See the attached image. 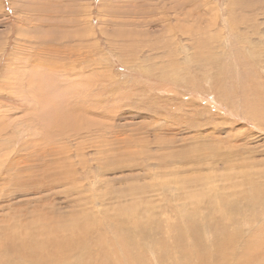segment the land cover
<instances>
[{
    "label": "rangeland",
    "instance_id": "1",
    "mask_svg": "<svg viewBox=\"0 0 264 264\" xmlns=\"http://www.w3.org/2000/svg\"><path fill=\"white\" fill-rule=\"evenodd\" d=\"M255 190L259 204L248 206ZM182 202L197 224L227 216L207 232L238 229L258 248L248 264H264V0H0V229L27 233L35 216L45 226L50 217L67 246L35 234L53 251L61 242V256L48 252L108 264L120 248L108 214ZM145 233L129 247L156 264L151 247L169 235L162 224ZM214 238L194 249L186 238L192 257L212 252Z\"/></svg>",
    "mask_w": 264,
    "mask_h": 264
},
{
    "label": "bare ground",
    "instance_id": "2",
    "mask_svg": "<svg viewBox=\"0 0 264 264\" xmlns=\"http://www.w3.org/2000/svg\"><path fill=\"white\" fill-rule=\"evenodd\" d=\"M32 81V80H30ZM241 85V84H240ZM251 88V87H250ZM35 92V91H34ZM38 94V93H37ZM198 95V94H197ZM34 96V95H32ZM40 97V96H39ZM52 103V102H51ZM249 103V102H248ZM253 103V102H252ZM255 103V102H254ZM250 110V109H248ZM255 110V109H254ZM252 111V110H251ZM250 112V111H249ZM248 112V114H250ZM56 118L54 120V127H60L61 125H64L65 123V117H64V113L60 114V117L58 118L57 115H55ZM254 122V121H253ZM62 128V126H61ZM58 129V128H57ZM173 141V140H172ZM173 143V142H172ZM170 147V146H169ZM162 149V148H161ZM156 150V149H155ZM151 151V150H150ZM168 154V153H167ZM145 157V156H144ZM163 157V156H162ZM153 158V157H152ZM32 159V158H31ZM154 159V158H153ZM150 160V159H149ZM148 160V161H149ZM165 160V159H164ZM170 160V159H169ZM173 160V159H172ZM171 160V162H172ZM180 162V160H179ZM147 163V162H146ZM165 163V162H164ZM192 163V162H191ZM186 164V163H185ZM187 165V164H186ZM153 166V165H152ZM162 166V165H161ZM172 166V165H171ZM53 175V174H52ZM52 177V176H51ZM132 177V176H131ZM130 177V178H131ZM138 177V176H137ZM139 178V177H138ZM36 179V178H35ZM132 180V179H131ZM127 181V180H126ZM34 182V181H33ZM124 182V181H123ZM25 184V183H24ZM148 184V183H147ZM26 185V184H25ZM52 185V184H51ZM62 185V184H61ZM138 185V184H137ZM167 185V184H166ZM186 185V184H184ZM203 185V184H202ZM19 186V185H18ZM17 186V187H18ZM29 186V185H28ZM39 186V185H38ZM58 186V185H57ZM213 186V185H212ZM33 186H31L32 188ZM16 188V186H15ZM27 188V187H26ZM24 188V189H26ZM49 193H54L53 191V186L52 188L49 187ZM257 188V187H256ZM56 189V188H55ZM123 189V188H122ZM192 191V190H191ZM36 194H38V190L36 191ZM58 194V193H57ZM51 196V195H50ZM49 196V197H50ZM151 196V195H150ZM154 196V195H153ZM248 198V206L249 204H251L253 201L254 202H258L259 204V194L258 191L255 190L254 194H247ZM69 197V196H68ZM123 197V196H122ZM42 198V197H41ZM44 198V197H43ZM57 198V197H56ZM66 198V197H65ZM64 198V199H65ZM150 198V197H149ZM263 198V196H262ZM48 199V197L45 198V200ZM69 199V198H68ZM167 199V198H166ZM165 199V200H166ZM257 199V200H255ZM112 199H110L111 201ZM121 200V199H120ZM153 200V199H152ZM150 201L151 203L154 204L153 201ZM177 200V198H176ZM261 200V199H260ZM263 200V199H262ZM40 201V200H39ZM75 201V200H73ZM104 201V200H103ZM102 201V202H103ZM184 201V200H183ZM42 202V201H41ZM69 201H67L66 203H68ZM96 202V201H95ZM101 202V201H100ZM109 202V199L108 201ZM107 202H105V204H107ZM185 202V201H184ZM182 202V204L177 205L178 209L174 208L172 206H169L166 208V206H164L160 211H156L157 208H153V210L155 212H152V210L150 208H148L147 206L144 208H140L138 205L135 206H131L129 205L130 208H121V209H117L116 210V215H112V214H108V227L111 228V226L113 227V231H114V238L112 239L113 243H120V248L119 249H114L113 253L107 255V259L105 261H103L104 263H108L110 264L111 262L109 260H111V258H117L116 260L118 261V264H145L143 261H141L142 257H145V249L140 247L138 248V251H134L131 249V246L129 247V244L131 243V240H133L132 238V234L134 236L135 233H137L136 237L139 238V240L141 241L143 239V237L141 235H139V232H146V236L150 237L151 236V232L152 231H156L159 227V224L163 225V228L166 229V233L169 235V241H167V243L161 244V242H156L157 245L152 246L151 247V256L153 258L156 259V264H195L196 259L198 260L199 264H248L250 261L254 260L257 250L256 246L251 243L253 242H247V244L244 246V243L246 240H243L244 236H241L240 233H238V229L236 230V233H232L229 232V230H223L224 232L222 234H219L218 236L215 235L214 237L212 236V234L210 232H207V230H209L210 228L212 229H216V226H222V225H226V219L227 216L224 217V219H220V220H215L212 221V219L208 218L206 219L205 223H200L197 224L196 221L194 220L193 222L190 221V218H188V214L191 213H186L183 212L184 208H185V203ZM253 202V203H254ZM263 202V201H262ZM70 203V202H69ZM116 203V202H115ZM114 205H117L115 204ZM131 203V202H130ZM134 203V202H132ZM102 204V203H101ZM104 204V202H103ZM102 204V205H103ZM113 204V203H112ZM149 204V202H148ZM208 204L212 206V204L215 205V202L213 200H209ZM263 204V203H262ZM39 205V204H38ZM74 205V204H73ZM90 205V204H89ZM88 205V206H89ZM111 205V204H110ZM113 205V206H114ZM261 205V204H260ZM259 205V206H260ZM87 206V207H88ZM93 206V205H92ZM112 206V207H113ZM41 207V206H40ZM45 207V206H44ZM86 207V206H84ZM112 207L110 208V211L112 209ZM115 207V206H114ZM218 207V208H217ZM214 206V209H216V211H214L215 213H221L220 210L221 206ZM258 207V206H257ZM39 208V207H38ZM76 208V206H75ZM199 206L198 205H194L193 207V213L196 215L197 212H199ZM259 208V207H258ZM55 209L56 205H55ZM54 209V210H55ZM72 209V208H71ZM87 209V208H85ZM83 209V210H85ZM114 209V208H113ZM41 210H44L43 208ZM75 212L76 209H74ZM81 209H79L80 211ZM173 210V211H171ZM82 211V210H81ZM171 211V213L169 214V212ZM195 211V212H194ZM248 211V210H247ZM73 211L70 212V214H72L71 216H73L74 214L72 213ZM74 212V213H75ZM133 212L137 213V212H142L144 214V217H142V219H137L134 218L133 216ZM167 212V213H166ZM30 213V212H29ZM89 213V212H88ZM106 213V212H105ZM149 214V215H146ZM185 213V214H184ZM249 213V212H248ZM254 213V212H253ZM41 214V213H40ZM76 214V213H75ZM78 214V213H77ZM93 214V213H92ZM107 214V213H106ZM247 215V212L245 213ZM256 214V213H255ZM39 215V214H38ZM45 215V214H44ZM47 215V214H46ZM64 215V213H63ZM68 215V214H67ZM103 215V214H102ZM136 215V214H135ZM176 216L177 220H181V219H186L187 222V226L186 223L184 222H179V224H177V222H170V217L171 216ZM179 215V216H178ZM249 215V214H248ZM40 216V215H39ZM76 216V215H75ZM86 216V215H85ZM89 216V215H88ZM36 217V216H35ZM32 221L31 224H29L27 233H25V231L21 232V231H16V228H20V226H18L15 222V224H10L9 222H6L5 226H2V228L0 229V232L6 233L5 237L2 238H8L10 240V243L8 244V246H6V248L4 249L6 252L8 251H12V255L13 257L11 259H9L8 261H6L5 259H2L0 256V259L4 260L7 264H65L63 262V260L61 259H57L55 254L59 255V253H56L57 251H59V249H61V242L58 244L60 245V248L58 249V244H56V242L54 244H56L57 247V251H53L52 249H56V247H51L52 244H50V247L46 244H48V242L46 244H44V242H41V240H37L35 238V234L36 235H42L43 233L48 236L49 241L53 238H55L56 240H63L66 242V237L65 235H62L63 233H56L55 230V226L53 224V221L51 222V220L49 218L45 219V221L47 220L49 226H45V225H39L40 223L36 224L38 222V220ZM41 217V216H40ZM78 218V216H76ZM84 217V215H83ZM82 217V218H83ZM105 217V216H104ZM105 217V218H107ZM222 217V215L220 216ZM73 218V217H72ZM79 218H81V216H79ZM99 218V217H98ZM104 218V219H105ZM248 218V216H247ZM53 219V218H52ZM68 219V218H67ZM102 219V218H101ZM143 219L145 220V223L143 222ZM246 219V218H245ZM4 220V219H3ZM41 220V219H40ZM72 222L73 220L70 219ZM78 220V219H77ZM87 220V219H86ZM85 220V221H86ZM237 220V216H233V222H235ZM248 220V219H247ZM94 221V220H93ZM92 221V222H93ZM102 221V220H101ZM100 221V222H101ZM1 222V221H0ZM5 222V221H4ZM70 222V221H69ZM79 222V220H78ZM87 222V221H86ZM90 221H88L89 223ZM96 222V221H95ZM239 222V221H238ZM11 223V222H10ZM22 224V222H20ZM33 223H35L36 225H33ZM68 223V222H67ZM71 223V222H70ZM74 223V222H73ZM72 223V224H73ZM81 223V222H79ZM87 223V225H88ZM2 224V223H1ZM4 224V223H3ZM75 224V223H74ZM78 224V223H77ZM84 224V223H81ZM99 224V223H98ZM95 224V226H91V228L89 229H83V232H85L86 234H93L94 232H96L98 229H100L99 225ZM228 224V223H227ZM236 224V223H235ZM9 225V226H8ZM39 225L40 226V230L36 231L34 233V231L36 230V226ZM58 225V224H57ZM76 225V224H75ZM74 225V226H75ZM91 224H89L88 226H90ZM148 226V227H144V226ZM77 226V225H76ZM80 226V225H78ZM186 226V227H185ZM35 227V228H34ZM87 227V226H86ZM23 227H21L22 229ZM27 228V227H26ZM24 227V229H26ZM59 228V227H58ZM67 228H69L67 226ZM71 228V227H70ZM85 228V227H84ZM143 228V229H142ZM236 228V227H234ZM20 229V230H21ZM23 229V230H24ZM79 229V228H78ZM132 229V231L130 230ZM73 231V230H72ZM80 231V230H79ZM64 232V230H63ZM75 232V231H73ZM77 233V231H76ZM82 232H80L79 234L81 235ZM97 233V232H96ZM66 234V231H65ZM71 234V233H70ZM69 234V235H70ZM78 234V233H77ZM207 235V236H206ZM72 236V235H71ZM75 236V234H74ZM45 237H43L42 239H44ZM35 238V239H34ZM39 239H41L40 237H38ZM58 238V239H57ZM186 238L189 239L190 243L193 245V248L195 247L194 242L197 241H203V240H211L212 238H214L213 240V251L209 252L208 249L206 247L202 248L201 250H195V258L192 257L191 254H193V250H189V246L190 243L186 244ZM194 239V241H192V239ZM205 238V239H204ZM253 239V238H252ZM68 240V238H67ZM63 246L65 245L64 242ZM81 241V240H80ZM94 241V240H93ZM237 241L241 244L243 241V246H240V244H237ZM51 242V241H50ZM100 242V241H99ZM198 242V243H199ZM52 243V242H51ZM92 243V242H91ZM202 243V242H201ZM53 244V245H54ZM90 244V243H89ZM87 244V245H89ZM145 244V243H144ZM210 244V243H208ZM259 244V243H258ZM75 245V244H74ZM198 245V244H197ZM67 246V244H66ZM64 246V248L66 247ZM69 246V244H68ZM251 246V247H250ZM4 245L0 244V249H3ZM173 247L178 248L177 252H175L173 250ZM9 248V249H8ZM68 249L70 247H67ZM88 248V247H87ZM136 248V247H135ZM48 249H51L53 252H48ZM71 249V248H70ZM101 249V248H100ZM150 249V248H149ZM197 249V248H196ZM4 250H1L0 252H3ZM63 250V249H62ZM61 250V251H62ZM104 250V249H103ZM4 251V252H5ZM65 251V250H64ZM68 251V250H67ZM72 251V250H70ZM109 251V250H108ZM147 251V249H146ZM68 254V252H66ZM64 253V254H66ZM149 253V252H148ZM147 253V254H148ZM71 254V253H69ZM72 255V254H71ZM61 256V255H59ZM69 256V255H68ZM192 257V258H191ZM67 258V257H66ZM70 258V257H69ZM71 259V258H70ZM0 260V263L1 261ZM103 260V259H102ZM2 261V264H4L5 262ZM58 261H60L61 263H59ZM141 261V262H140ZM258 261V260H257ZM78 263H84L83 260H79L77 261ZM197 263V262H196ZM73 264V263H71ZM114 264V263H113ZM198 264V263H197Z\"/></svg>",
    "mask_w": 264,
    "mask_h": 264
}]
</instances>
